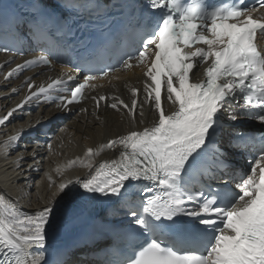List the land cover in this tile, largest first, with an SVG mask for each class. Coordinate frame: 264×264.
<instances>
[{
  "label": "snow or ice",
  "instance_id": "obj_1",
  "mask_svg": "<svg viewBox=\"0 0 264 264\" xmlns=\"http://www.w3.org/2000/svg\"><path fill=\"white\" fill-rule=\"evenodd\" d=\"M77 32L86 34L79 41L85 55L74 65L82 81L68 74L37 86L29 77V94L0 116V127L33 102L68 110L86 98L145 126L87 149L86 176L59 184L49 176L56 192L32 213L0 192V264H264V0L0 4V52L48 44L5 80L49 66L57 36ZM107 52L124 70L142 68L130 103L86 95L96 88L91 81L119 70L104 63ZM27 131L9 136L4 151ZM117 147L116 158L93 167L95 156ZM23 162L20 156L17 168ZM141 183L134 203L129 193ZM121 213L127 227L113 223ZM105 237L111 240L100 247Z\"/></svg>",
  "mask_w": 264,
  "mask_h": 264
},
{
  "label": "bare ground",
  "instance_id": "obj_2",
  "mask_svg": "<svg viewBox=\"0 0 264 264\" xmlns=\"http://www.w3.org/2000/svg\"><path fill=\"white\" fill-rule=\"evenodd\" d=\"M10 67L5 66L0 69V83L2 86L0 87V95L3 92H10L8 97L0 98V114L7 107L20 100L26 92L20 81L30 72L22 76L16 75L14 79L10 78L6 81L3 76L6 69ZM56 72L60 73V71ZM46 75H51V72L46 73ZM133 79L134 77L131 74L122 75L119 81L112 80L108 85L104 83L88 93L87 96H111L114 94L130 103V89ZM128 80L130 83H127ZM123 82H126L125 88L122 86ZM13 88L18 89V91L12 92ZM80 106H86L89 111L86 113L76 112L64 122L63 129L57 131L56 128L51 135L50 148L47 147V142L44 144L38 142L28 146L27 149L13 150L11 148L7 153L4 151L3 142L9 136L42 119L39 118L40 115L37 113L25 110L17 112L6 126L0 128V192L17 201L18 207L23 212H34L46 202L47 198L56 192V187L49 184V176L56 184L65 179L76 180L86 176L89 172V169L84 167V164L88 163L85 156L87 149L96 150L109 139L125 135L134 127L142 129L145 126L139 124L134 126L123 109L117 112L103 104L97 109L94 101L90 98H86ZM51 108L52 106L48 104L42 106V109L46 111ZM145 114L147 124L151 120V113L147 105L145 106ZM23 116L24 118L21 119ZM118 153L119 147L116 150L100 152L91 161L93 167L116 158ZM20 156L24 157V162L20 168H17V161ZM30 166L38 170L32 171Z\"/></svg>",
  "mask_w": 264,
  "mask_h": 264
},
{
  "label": "rangeland",
  "instance_id": "obj_3",
  "mask_svg": "<svg viewBox=\"0 0 264 264\" xmlns=\"http://www.w3.org/2000/svg\"><path fill=\"white\" fill-rule=\"evenodd\" d=\"M22 121V120H21Z\"/></svg>",
  "mask_w": 264,
  "mask_h": 264
}]
</instances>
